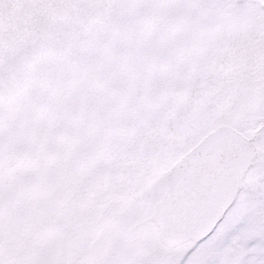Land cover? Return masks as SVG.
I'll return each mask as SVG.
<instances>
[{
	"label": "snow or ice",
	"instance_id": "6c2138e0",
	"mask_svg": "<svg viewBox=\"0 0 264 264\" xmlns=\"http://www.w3.org/2000/svg\"><path fill=\"white\" fill-rule=\"evenodd\" d=\"M0 264H264V0H0Z\"/></svg>",
	"mask_w": 264,
	"mask_h": 264
}]
</instances>
